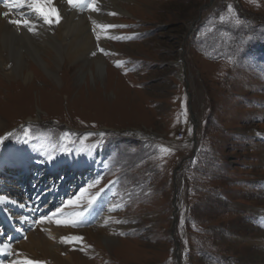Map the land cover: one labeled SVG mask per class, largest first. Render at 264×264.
Instances as JSON below:
<instances>
[{"label":"rangeland","instance_id":"1","mask_svg":"<svg viewBox=\"0 0 264 264\" xmlns=\"http://www.w3.org/2000/svg\"><path fill=\"white\" fill-rule=\"evenodd\" d=\"M126 3L125 12H112L118 23L106 36L109 49L96 50L105 58L103 76H62L68 70L61 67L59 82L38 76L31 92L7 83L2 99V162L20 166L27 141L32 162L45 164L48 154L69 159L72 146L97 140L84 159L97 178L61 218H77L98 192L107 205L88 227L93 236L71 232L82 239L65 241L47 261L68 264L74 255L73 264H255L247 256L254 253L248 239L264 231V0ZM3 188L0 182V201L12 203ZM7 188L25 192L13 181ZM24 228L28 237L47 229ZM22 243L16 254H24Z\"/></svg>","mask_w":264,"mask_h":264},{"label":"bare ground","instance_id":"2","mask_svg":"<svg viewBox=\"0 0 264 264\" xmlns=\"http://www.w3.org/2000/svg\"><path fill=\"white\" fill-rule=\"evenodd\" d=\"M10 1L8 0V2ZM16 1L24 4L22 12L27 11L29 15L20 17L17 11L7 9L3 7V3H0V109H7L2 99L5 100L7 98L8 84H11L13 88L15 85L18 87L22 85L25 90L30 88L28 91L31 92L35 88L38 76H42V78L46 76L44 77L46 79H44L45 83L53 84V81L59 82L61 67L68 70L67 72H62V76L73 72V70H77L80 73L79 76L90 70V76L94 81L97 76H103L107 66L104 56L101 53H97V51L99 47L109 49L106 44L108 41L106 36L117 32L115 27L103 26L116 25L118 23L112 12H125L123 7L126 6L127 0H95L98 10L88 9L86 12L73 10L67 0H41V2L47 4V7L56 8L61 17L59 23L51 25L44 22L42 15L35 8L33 0ZM102 3L105 4L104 7L101 6ZM29 5L33 6L29 7ZM109 6H113L114 9ZM101 8H103V11L107 10V12L105 14L101 13ZM3 12H9V16L5 17L2 15ZM11 20H28L35 31H30L29 27L23 23H10ZM133 45L134 43H124L121 46L131 47ZM87 85L90 90L89 83ZM19 88L22 87L20 86ZM8 98H10L9 95ZM19 102L22 101L18 100L17 103ZM0 125H2L1 118ZM83 142L80 146L78 145V149L74 152L68 164L79 170H87L88 166L84 159L85 156H89L88 152L90 149L87 150L85 147L93 146L97 140L92 139L89 142L84 140ZM48 156L46 157V163L48 164L45 163L48 167L63 162L65 164V152L54 156L51 162H49ZM80 163L84 165H80ZM259 210L264 213V207ZM92 214H97L96 210L93 209ZM57 220H43V225L47 227L46 232L42 233L39 230L33 232V235L31 234L32 236L28 237L29 240L27 239L26 243H22L23 245L28 244L25 248L26 250H22L24 254L22 252L21 254L17 253L10 261L12 260L13 264H26L29 260L38 262L43 261L42 259L47 261V259L52 258L55 260V253L58 250H65L66 243L62 240V237H68L71 232L79 234L89 232L93 236L94 229L73 230L69 225L57 224ZM66 220L60 218V221ZM61 225H65L66 228H61ZM248 240L250 242L249 247L252 248L254 253L247 256V259L254 261L255 264H264V231H258L257 234L251 235ZM56 247L58 250H55ZM34 248L41 249L45 257L37 258V252L33 250ZM75 259L76 256L69 255L66 262L73 264ZM58 260L62 262L60 259ZM62 263L66 264L65 260Z\"/></svg>","mask_w":264,"mask_h":264},{"label":"snow or ice","instance_id":"3","mask_svg":"<svg viewBox=\"0 0 264 264\" xmlns=\"http://www.w3.org/2000/svg\"><path fill=\"white\" fill-rule=\"evenodd\" d=\"M0 2L3 3V7L7 8V9H12L14 7H23L24 4L22 2H15V3H9L8 0H0ZM34 2V6L36 8V10L42 15V18L44 19V22L51 25L53 23H59L61 17L59 16L58 10L54 7H47V4L45 2H41V0H33ZM68 4L72 5L73 7H75L78 3V0H67ZM33 5H29V7H32ZM87 7H89L90 9H92L93 11L98 10L95 0H91V3H89L87 5ZM231 10V8L229 9ZM2 15H4L5 17L9 16V12H3ZM221 19H223V17H221ZM10 23L13 24H21L23 23L25 26L29 27L30 31H35V29L31 26V22L28 20H11ZM237 23L239 24L240 21L237 20ZM103 27H117L116 25H107V26H103ZM131 39L132 37H116V39ZM99 39V37H98ZM101 51H104L103 49H101ZM120 61L117 62V65H120ZM11 135V134H9ZM27 135V133L25 134ZM67 135V134H65ZM99 136L101 138H103L105 136L104 132H100ZM5 139V137H0V141H3ZM54 159V157L52 155L48 156V160L49 162H51ZM93 185H90V187H92ZM83 192V189L81 190ZM104 190L101 189V192H103ZM100 195V192H98L96 194V196H93L90 201L89 204H91L93 201H95V199L97 198V196ZM77 200H79V197H77ZM76 201L73 200H68L67 204H74ZM62 210L61 209H57L56 212L52 213V216L49 217H45V219L51 220L52 217L56 216L57 213H60ZM75 216L77 217L76 219H72V220H66V221H60L57 220L56 223L57 224H67V225H72V226H76L79 224L80 222V218H82L83 213L82 212H78L75 214ZM81 237H62V240L66 241V242H72V241H78L81 240ZM26 264H41V262L38 261H27Z\"/></svg>","mask_w":264,"mask_h":264},{"label":"built area","instance_id":"4","mask_svg":"<svg viewBox=\"0 0 264 264\" xmlns=\"http://www.w3.org/2000/svg\"><path fill=\"white\" fill-rule=\"evenodd\" d=\"M181 136H182V134H181Z\"/></svg>","mask_w":264,"mask_h":264}]
</instances>
